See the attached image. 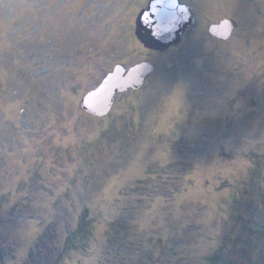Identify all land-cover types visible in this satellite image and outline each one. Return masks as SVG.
<instances>
[{"label":"rangeland","instance_id":"1","mask_svg":"<svg viewBox=\"0 0 264 264\" xmlns=\"http://www.w3.org/2000/svg\"><path fill=\"white\" fill-rule=\"evenodd\" d=\"M149 1L0 0V264H264V0H181L166 52L136 37Z\"/></svg>","mask_w":264,"mask_h":264},{"label":"water","instance_id":"2","mask_svg":"<svg viewBox=\"0 0 264 264\" xmlns=\"http://www.w3.org/2000/svg\"><path fill=\"white\" fill-rule=\"evenodd\" d=\"M172 11L175 14L173 24L177 35L174 42L168 47L155 44L150 38H147L149 18L153 17L154 13L158 16L156 0L149 2L147 8L140 12L136 19L135 34L144 48L166 52L182 42L185 32L194 25L193 17L189 9L178 0H174ZM233 31L234 24L229 19H224L209 27L210 35L219 40H228ZM154 69L155 67L150 62H141L129 68L122 65L115 66L113 71L107 74L96 88L84 95L81 100L82 109L93 117H106L112 111L116 99L129 91L140 90ZM0 258H2L1 254Z\"/></svg>","mask_w":264,"mask_h":264},{"label":"snow or ice","instance_id":"3","mask_svg":"<svg viewBox=\"0 0 264 264\" xmlns=\"http://www.w3.org/2000/svg\"><path fill=\"white\" fill-rule=\"evenodd\" d=\"M158 16L154 13L149 18L147 38L158 45L170 46L177 35L173 20L174 12L172 6L174 0H156Z\"/></svg>","mask_w":264,"mask_h":264},{"label":"flooded vegetation","instance_id":"4","mask_svg":"<svg viewBox=\"0 0 264 264\" xmlns=\"http://www.w3.org/2000/svg\"><path fill=\"white\" fill-rule=\"evenodd\" d=\"M151 1H152V0H150L149 2H151ZM178 1H179V3L185 5L184 3H182L181 0H178ZM149 2H148V4H149ZM147 6H148V5H147ZM147 6H146V7H147ZM185 6L189 9V7H188L187 5H185ZM144 9H145V8H144ZM144 9H141V11L144 10ZM141 11H140V12H141ZM189 11H190V9H189ZM140 12L138 13V15L140 14ZM190 12H191V11H190ZM138 15H137V16H138ZM191 15H192V17H193V21H194V24H195V18H194V16H193V13H191ZM132 19H133V14H132ZM193 26H194V25H193ZM210 26H211V25H210ZM189 30H190V29H189ZM189 30H187V31L185 32V34H186ZM185 34H184V35H185ZM183 37H184V36H183ZM174 47H175V46H174ZM172 48H173V47H172ZM152 65H153V64H152Z\"/></svg>","mask_w":264,"mask_h":264},{"label":"trees","instance_id":"5","mask_svg":"<svg viewBox=\"0 0 264 264\" xmlns=\"http://www.w3.org/2000/svg\"><path fill=\"white\" fill-rule=\"evenodd\" d=\"M218 261V260H217Z\"/></svg>","mask_w":264,"mask_h":264}]
</instances>
